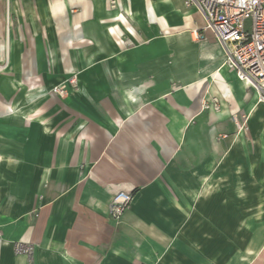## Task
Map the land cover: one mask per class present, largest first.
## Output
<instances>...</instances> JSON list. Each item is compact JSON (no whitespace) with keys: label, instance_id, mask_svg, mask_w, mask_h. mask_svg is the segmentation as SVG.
Masks as SVG:
<instances>
[{"label":"crops","instance_id":"obj_1","mask_svg":"<svg viewBox=\"0 0 264 264\" xmlns=\"http://www.w3.org/2000/svg\"><path fill=\"white\" fill-rule=\"evenodd\" d=\"M110 2L10 0L0 264H264V103L185 0Z\"/></svg>","mask_w":264,"mask_h":264},{"label":"built area","instance_id":"obj_2","mask_svg":"<svg viewBox=\"0 0 264 264\" xmlns=\"http://www.w3.org/2000/svg\"><path fill=\"white\" fill-rule=\"evenodd\" d=\"M111 7H119L118 0H110ZM7 5L3 30L0 31V74L5 72L9 63L10 34L14 26ZM187 6H193L203 17L202 33L193 32L197 38L214 37L223 46L226 53L225 66L234 72L250 91H254L259 102H264V0H185ZM132 45L133 42L127 40ZM75 76L69 82L74 86ZM53 93H64V86L56 87ZM213 107L219 109L216 99ZM248 117L243 116L239 129H247ZM132 199V194L119 192L110 203V215L119 220ZM19 253H30V248L18 247Z\"/></svg>","mask_w":264,"mask_h":264},{"label":"rangeland","instance_id":"obj_3","mask_svg":"<svg viewBox=\"0 0 264 264\" xmlns=\"http://www.w3.org/2000/svg\"><path fill=\"white\" fill-rule=\"evenodd\" d=\"M135 7H139V6H143L142 0H135L134 3ZM168 11H172V9L170 7L167 8ZM173 12V11H172ZM175 17L180 18L182 14H180L179 12H174ZM264 103V102H262Z\"/></svg>","mask_w":264,"mask_h":264}]
</instances>
